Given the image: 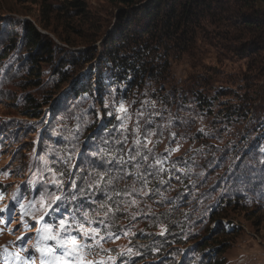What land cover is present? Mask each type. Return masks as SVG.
<instances>
[{
	"label": "rangeland",
	"instance_id": "rangeland-1",
	"mask_svg": "<svg viewBox=\"0 0 264 264\" xmlns=\"http://www.w3.org/2000/svg\"><path fill=\"white\" fill-rule=\"evenodd\" d=\"M149 3L0 0V55L17 34L0 62V209H8L0 211V264H11L21 244L29 264H40L34 245L42 204L59 215L50 225L58 230L64 219L72 225L66 235L90 245L89 264H206L212 250L203 254L194 241L208 230L220 264H264V64L250 71L240 43L222 48V30L205 25L187 55L165 45L121 50V58L141 54L160 70L166 55L169 63L160 82L147 75L130 87L128 75L127 84L115 85L103 53L126 27L131 33L144 25L137 13ZM256 9L264 12V3ZM47 17L72 45L40 30L57 48L53 62L41 64L36 87L24 82L21 25ZM63 73L70 79L64 87ZM88 86L84 95L73 93ZM252 91L260 94L253 107L227 120L226 109L255 98ZM27 97L48 101L39 118L20 115ZM225 201L238 204L228 213L235 229L228 239L217 238L212 220Z\"/></svg>",
	"mask_w": 264,
	"mask_h": 264
},
{
	"label": "trees",
	"instance_id": "trees-1",
	"mask_svg": "<svg viewBox=\"0 0 264 264\" xmlns=\"http://www.w3.org/2000/svg\"><path fill=\"white\" fill-rule=\"evenodd\" d=\"M112 3H118L126 7H133L140 5L146 0H110ZM264 3V0H150L147 10L139 11L137 16H142L144 25L141 23L139 30L131 31L130 28L126 27L125 30L127 35H120V38L113 41L111 45L103 53L104 63H101L102 68L111 69L114 71L113 77L115 85L127 84L128 75L131 76L130 87H135L136 84H141L142 80L147 75H151L153 80L160 82L161 79L166 75V70L169 63V55H166L163 67L157 64L153 59L151 61L142 60L141 54H135L136 58L127 59V57L121 58V50L130 49L131 46L136 47L140 50H148L154 45L156 47L163 46L170 47L181 52L180 54H188L191 49L195 48L199 37L204 32L205 25L210 26L214 30H222L216 34V38H219V45L222 48L231 49V42H238L241 50V55L249 57L250 63L247 68L251 71H256L262 68L264 61L260 60V57L264 55V12L256 9L257 2ZM146 6V5H145ZM77 8L74 6V9ZM81 16L84 15V9H77ZM139 14V15H138ZM134 21L130 20V24ZM22 26V40L24 44V50L22 53L28 55L27 62L24 65L27 67L26 81L28 85L40 86L41 78V64H51L56 54L57 45L48 37L43 34L40 30L50 32L57 35L58 40L65 45L71 46L69 42V36L62 37L63 32H59L57 25H51L48 17L46 19H40L36 25L25 23ZM21 33L19 34V36ZM15 37V38H12ZM16 33L8 35L5 49L0 55V62L6 59L16 46ZM210 38V37H209ZM95 41H93L94 43ZM79 63L81 62V59ZM23 61L22 59L19 61ZM112 65L111 68L109 65ZM29 65V66H27ZM63 63L60 62L59 68H63ZM158 70V71H155ZM60 83L62 87L67 85L70 80L66 73L61 74ZM97 77V76H96ZM123 82V83H122ZM202 84V83H201ZM204 85V84H202ZM202 85L201 88H202ZM61 87V88H62ZM60 88V89H61ZM60 89L53 92L50 98L52 99ZM90 90L87 88H76L73 93L84 95ZM203 103L205 101L203 93H196ZM255 94V98L245 100L239 98L240 102L238 105L230 106L226 109L227 120H232L233 117H239L238 113H243V110L248 111L253 107L256 100H259V92L252 91ZM264 99V97H262ZM27 104L22 108L20 115L24 117L36 119L40 117L42 108L48 104V101L42 105L35 102L34 98L27 97ZM237 106V107H236ZM234 107V110L232 111ZM209 113V111H207ZM246 114V113H245ZM247 117V114H246ZM110 124L107 126L109 129ZM226 207H221V211L214 213L212 220L217 222L216 232L217 238L223 237L228 239L235 233V229L232 226V221L229 220V211L237 210L238 204L232 201H225ZM244 210V209H242ZM231 213V212H230ZM222 221H227V227L224 228ZM226 226V225H225ZM207 233L197 240L194 241L195 248H199L201 253L204 254L205 249L212 250V254L207 256L206 264H220L219 252L215 246H212L213 241H208L210 233ZM207 241V242H203ZM222 244V243H221ZM218 247V246H217ZM213 257V258H211ZM187 264H190L187 262Z\"/></svg>",
	"mask_w": 264,
	"mask_h": 264
},
{
	"label": "snow or ice",
	"instance_id": "snow-or-ice-1",
	"mask_svg": "<svg viewBox=\"0 0 264 264\" xmlns=\"http://www.w3.org/2000/svg\"><path fill=\"white\" fill-rule=\"evenodd\" d=\"M59 197H56L52 200V204H56ZM51 207V204L41 205V209L43 210V215L39 220L36 221L40 227L37 229V238L35 242V249L40 253V264H89L84 260V256L89 254L86 250L90 248V245L87 243H76V237L68 236L66 234L72 231V225L67 223L64 219H60L59 221V229H55L54 225H50L47 223H42L44 220V216L49 215L47 212V208ZM21 208L24 209L25 206L21 205ZM0 211H8V209H0ZM27 214L26 212L24 213ZM11 222V218L9 216L7 223ZM7 223L5 227H7ZM27 227V225H25ZM81 229L83 226L81 225ZM96 229H91V233H95ZM10 234H14L10 230ZM85 241L89 239V231L83 232ZM94 239V236L92 237ZM18 240L24 241V237H19ZM41 240L44 241V244H41ZM47 241H54L53 244L47 243ZM71 242V243H69ZM21 252H24L25 249L21 244L20 248ZM7 254V248L4 249ZM31 257V253H29L28 257L25 258H17V264H29V258Z\"/></svg>",
	"mask_w": 264,
	"mask_h": 264
},
{
	"label": "water",
	"instance_id": "water-1",
	"mask_svg": "<svg viewBox=\"0 0 264 264\" xmlns=\"http://www.w3.org/2000/svg\"><path fill=\"white\" fill-rule=\"evenodd\" d=\"M257 3H258V4H261V2H259V1H258Z\"/></svg>",
	"mask_w": 264,
	"mask_h": 264
}]
</instances>
